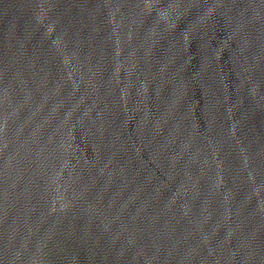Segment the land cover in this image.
Returning <instances> with one entry per match:
<instances>
[{
    "label": "water",
    "instance_id": "95a60500",
    "mask_svg": "<svg viewBox=\"0 0 264 264\" xmlns=\"http://www.w3.org/2000/svg\"><path fill=\"white\" fill-rule=\"evenodd\" d=\"M0 264H264V0H0Z\"/></svg>",
    "mask_w": 264,
    "mask_h": 264
}]
</instances>
